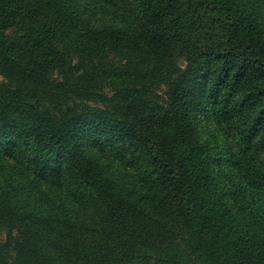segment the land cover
I'll list each match as a JSON object with an SVG mask.
<instances>
[{
    "label": "trees",
    "instance_id": "trees-1",
    "mask_svg": "<svg viewBox=\"0 0 264 264\" xmlns=\"http://www.w3.org/2000/svg\"><path fill=\"white\" fill-rule=\"evenodd\" d=\"M0 76V264H264V0H0Z\"/></svg>",
    "mask_w": 264,
    "mask_h": 264
},
{
    "label": "rangeland",
    "instance_id": "rangeland-1",
    "mask_svg": "<svg viewBox=\"0 0 264 264\" xmlns=\"http://www.w3.org/2000/svg\"><path fill=\"white\" fill-rule=\"evenodd\" d=\"M179 65H180L181 67H183V66L185 65L184 61L181 60V61L179 62ZM1 81H2V77L0 76V82H1Z\"/></svg>",
    "mask_w": 264,
    "mask_h": 264
}]
</instances>
